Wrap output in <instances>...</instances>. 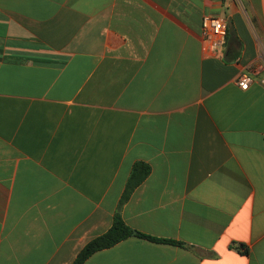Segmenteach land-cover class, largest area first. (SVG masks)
<instances>
[{
	"label": "crops",
	"instance_id": "0c3cea01",
	"mask_svg": "<svg viewBox=\"0 0 264 264\" xmlns=\"http://www.w3.org/2000/svg\"><path fill=\"white\" fill-rule=\"evenodd\" d=\"M263 79L264 0H0V264H264Z\"/></svg>",
	"mask_w": 264,
	"mask_h": 264
},
{
	"label": "trees",
	"instance_id": "16d2710c",
	"mask_svg": "<svg viewBox=\"0 0 264 264\" xmlns=\"http://www.w3.org/2000/svg\"><path fill=\"white\" fill-rule=\"evenodd\" d=\"M150 166L144 162H137L132 169L123 200H126L132 191L138 187L149 175ZM130 237H141L152 241L177 244V242L166 239H157L137 232L130 228L123 219L117 215L111 229L105 234L90 241L79 253L73 264H83L91 255L106 248H110L122 240Z\"/></svg>",
	"mask_w": 264,
	"mask_h": 264
},
{
	"label": "built area",
	"instance_id": "2783aa9c",
	"mask_svg": "<svg viewBox=\"0 0 264 264\" xmlns=\"http://www.w3.org/2000/svg\"><path fill=\"white\" fill-rule=\"evenodd\" d=\"M228 35V24L226 21L205 16L202 20V36L213 48L219 49ZM253 81L251 73H242L238 76L237 82L242 90H247ZM264 84V79L262 80Z\"/></svg>",
	"mask_w": 264,
	"mask_h": 264
}]
</instances>
